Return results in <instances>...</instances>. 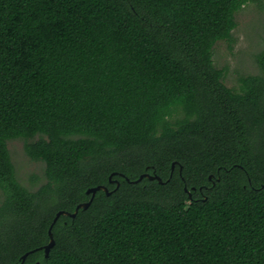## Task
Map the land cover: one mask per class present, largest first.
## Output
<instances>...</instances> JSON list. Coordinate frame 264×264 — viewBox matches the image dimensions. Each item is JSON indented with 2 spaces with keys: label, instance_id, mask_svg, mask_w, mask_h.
<instances>
[{
  "label": "trees",
  "instance_id": "1",
  "mask_svg": "<svg viewBox=\"0 0 264 264\" xmlns=\"http://www.w3.org/2000/svg\"><path fill=\"white\" fill-rule=\"evenodd\" d=\"M250 1L0 0V264H264V49L213 62Z\"/></svg>",
  "mask_w": 264,
  "mask_h": 264
},
{
  "label": "rangeland",
  "instance_id": "2",
  "mask_svg": "<svg viewBox=\"0 0 264 264\" xmlns=\"http://www.w3.org/2000/svg\"><path fill=\"white\" fill-rule=\"evenodd\" d=\"M235 20L236 28L232 31L231 43H216L213 62L218 69H226L224 84L237 89L241 76L258 74L255 57L264 49V0L248 2L235 14ZM23 146L22 140L7 142L19 183L35 191L45 183L44 164L28 158ZM2 198L0 192V201Z\"/></svg>",
  "mask_w": 264,
  "mask_h": 264
},
{
  "label": "water",
  "instance_id": "3",
  "mask_svg": "<svg viewBox=\"0 0 264 264\" xmlns=\"http://www.w3.org/2000/svg\"><path fill=\"white\" fill-rule=\"evenodd\" d=\"M173 167H174V163L171 165V169H173ZM179 171H181V169ZM211 177L212 176H209V179H211ZM143 178H146V179H149V180H156L158 183H162V181H161V179L159 177L153 176V175H149L147 173L141 175L136 181H134V183L141 181ZM115 184H116V187H118L119 184L117 182ZM261 188H264V186H262ZM184 190L187 191L186 188H184ZM97 191H103L106 195H109V192H108V190H107V188L105 186L99 185V186L90 188L86 192L88 195H91V197H90L88 202L81 203V204L77 205L73 213H68V212H65V211H59V212L56 213V215H55L54 219L52 220V222H51V224H50V226L48 228V231H47L48 243L45 246L42 247V250H43L45 256L48 255V253L50 252V250L52 249V247L54 246V243H55L54 239H53V235H52L51 229H52L53 225L55 224V222L57 221V219L60 216H66V217L74 218L76 216V214H77L79 209H87L90 206V204H91V202H92V200H93V198H94V196H95ZM189 197H190V195H189ZM27 255H28V253H25L22 256L21 264L24 262V260L27 257ZM36 264H39V263H36Z\"/></svg>",
  "mask_w": 264,
  "mask_h": 264
}]
</instances>
